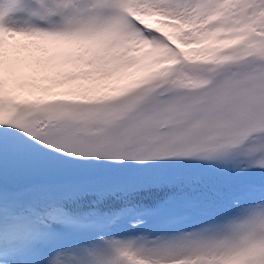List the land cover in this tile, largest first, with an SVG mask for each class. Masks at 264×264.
Here are the masks:
<instances>
[{"label":"snow or ice","instance_id":"1","mask_svg":"<svg viewBox=\"0 0 264 264\" xmlns=\"http://www.w3.org/2000/svg\"><path fill=\"white\" fill-rule=\"evenodd\" d=\"M0 264H264V0H0Z\"/></svg>","mask_w":264,"mask_h":264}]
</instances>
